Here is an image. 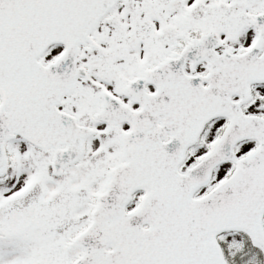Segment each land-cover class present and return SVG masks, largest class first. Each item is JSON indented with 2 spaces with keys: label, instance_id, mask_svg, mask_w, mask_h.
<instances>
[{
  "label": "snow or ice",
  "instance_id": "6c2138e0",
  "mask_svg": "<svg viewBox=\"0 0 264 264\" xmlns=\"http://www.w3.org/2000/svg\"><path fill=\"white\" fill-rule=\"evenodd\" d=\"M0 264H264V0H0Z\"/></svg>",
  "mask_w": 264,
  "mask_h": 264
}]
</instances>
